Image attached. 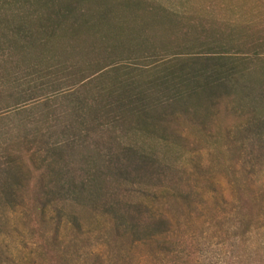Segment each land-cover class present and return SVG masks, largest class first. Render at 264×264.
Returning <instances> with one entry per match:
<instances>
[{"label":"trees","instance_id":"trees-1","mask_svg":"<svg viewBox=\"0 0 264 264\" xmlns=\"http://www.w3.org/2000/svg\"><path fill=\"white\" fill-rule=\"evenodd\" d=\"M94 1L0 0L1 193L15 199L36 188L45 210V178L69 173L75 164L155 184L159 162L132 139L175 140L181 120L207 132L221 114L236 121L234 131L253 135L248 158L264 166V88L247 86L249 75L264 69L259 59L253 66L252 56L264 50V38L235 57L125 58L123 51H139L136 46L150 51L138 35L145 32L125 30V18L135 19L133 14L108 12ZM113 20L121 30L116 38L105 36L104 26ZM144 210L118 204L116 230L134 243L158 242L165 264H191L169 218ZM59 229L58 220L55 235ZM247 234L254 240L259 233H243L217 264H264L254 242L245 246ZM110 261L105 256L94 263Z\"/></svg>","mask_w":264,"mask_h":264},{"label":"rangeland","instance_id":"rangeland-1","mask_svg":"<svg viewBox=\"0 0 264 264\" xmlns=\"http://www.w3.org/2000/svg\"><path fill=\"white\" fill-rule=\"evenodd\" d=\"M94 2L108 12L133 14L135 19L125 18V30L145 32L138 35L150 51L136 46L139 51H123L125 58L235 57L239 51L249 54L253 40L264 38V0ZM117 23L104 26L105 36H119ZM252 56L256 66L264 61V50ZM249 76L247 86L264 88V69ZM179 122L181 137L175 140L132 139L159 162L161 180L155 184L75 164L69 173L45 178L47 194L40 197L49 203L45 210L36 188L15 199L0 192V264H95L105 256L112 264H165L158 242L134 243L116 230L114 210L120 203L142 206L146 216L169 218L174 238L192 255L191 264H217L253 228L259 234L254 240L247 234L245 246L254 242L264 253V166L248 158L253 135L234 131L236 121L224 114L207 132L188 120Z\"/></svg>","mask_w":264,"mask_h":264}]
</instances>
